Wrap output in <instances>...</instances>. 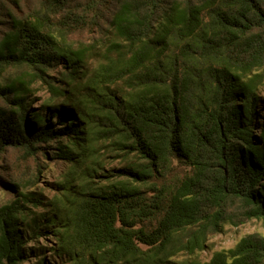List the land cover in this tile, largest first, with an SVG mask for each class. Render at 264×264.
Here are the masks:
<instances>
[{
	"label": "trees",
	"instance_id": "trees-1",
	"mask_svg": "<svg viewBox=\"0 0 264 264\" xmlns=\"http://www.w3.org/2000/svg\"><path fill=\"white\" fill-rule=\"evenodd\" d=\"M116 3L93 52L69 38L104 0H0V156L68 167L46 202L37 176L7 185L0 264H264V235L194 257L264 220V0Z\"/></svg>",
	"mask_w": 264,
	"mask_h": 264
},
{
	"label": "rangeland",
	"instance_id": "rangeland-1",
	"mask_svg": "<svg viewBox=\"0 0 264 264\" xmlns=\"http://www.w3.org/2000/svg\"><path fill=\"white\" fill-rule=\"evenodd\" d=\"M6 1V0H5ZM29 7L37 8L42 0H24ZM76 3L86 4L92 0H73ZM105 7L101 9L100 25L92 27L94 14L89 15V26L84 30L77 31L70 35V42L75 48H88L93 52L101 51L111 36L110 22L117 8L116 0H104ZM10 8L8 13L10 12ZM14 13L21 16L19 12L14 10ZM7 14V13H6ZM6 16V15H5ZM5 17L0 20V40L4 32L8 30ZM9 75V74H8ZM0 73V79H1ZM34 99L45 98L47 94L40 85L34 86ZM0 106H4L0 100ZM68 167L63 162H44L42 159L30 158L24 150L9 148L0 156V208L7 204L13 197L14 193L9 191L7 185L12 182L21 183L23 185L31 182L37 176L39 177V186L37 190L44 195L46 200L53 199L58 194V189L54 186L57 184ZM45 207L40 209L41 212ZM232 212L238 209L231 208ZM241 214V213H240ZM249 235H264V220L259 219H244L243 216L235 217L233 222H228L223 229L216 234L208 236L207 248L204 251H198L195 258L200 259L204 263H209L213 255L217 252L228 251L234 249L246 236ZM54 239L50 236L40 240L37 244L40 247L51 246ZM32 246V245H30ZM49 258V257H48ZM35 261H32L34 264ZM51 264H62L55 260ZM31 263V264H32ZM28 264V263H27Z\"/></svg>",
	"mask_w": 264,
	"mask_h": 264
}]
</instances>
